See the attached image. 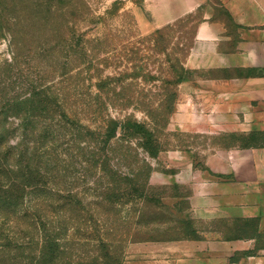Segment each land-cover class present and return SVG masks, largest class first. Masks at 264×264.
I'll list each match as a JSON object with an SVG mask.
<instances>
[{
  "label": "rangeland",
  "instance_id": "rangeland-1",
  "mask_svg": "<svg viewBox=\"0 0 264 264\" xmlns=\"http://www.w3.org/2000/svg\"><path fill=\"white\" fill-rule=\"evenodd\" d=\"M86 1L88 18L75 28L70 7L55 9L62 3L68 5L69 0H0L1 71L11 64V33L21 36L18 39L21 41L19 62L12 70L8 67L9 71L0 74V111L10 114L9 106H14V99L21 100L34 90L47 87H51L48 92L51 95L66 94L67 110L81 111L82 104L73 103L77 94L88 100L98 92L94 86L96 82L116 79L110 84L111 88L115 86V93L131 98L133 103L122 111L111 108L109 113L118 118L132 114L147 122L155 131L161 152L151 157L137 147V157L112 160L110 166L120 176L113 180L99 171L98 163L91 166L83 156H77V149H68L66 155L57 150L47 157L45 170L53 180L49 185L80 192L88 201L100 186L109 183L119 186L122 176L134 178L139 187L146 182V190L152 196L149 205L146 208H141V203L119 205L121 221L115 223L113 232H103L111 244L110 250L121 254L123 259L130 257L135 252V244L140 242L198 237V231L210 229L212 222L198 220L193 214L189 196L194 175L205 169L215 155L232 154L244 148L250 132L219 125L210 127L212 122L208 119L209 124L199 127L210 128L200 129L194 125L195 116L190 120L194 124L181 126L182 123L173 119L176 103L183 100L177 89L173 111L166 117L161 104L171 93L172 87L167 80L177 78L178 70L179 73L184 71L180 66L184 64L185 67L198 17L192 14L182 18V39L176 40L166 32L156 35L155 30L159 28L149 33L140 29L133 9L141 7L143 0ZM44 17H51L49 24ZM80 38L85 40L83 47L75 45ZM202 74L183 73L186 79ZM10 119L6 126L13 122ZM90 121L95 127L100 120ZM84 122L88 123L85 119ZM17 138L18 135L12 136L8 144H15ZM133 208L137 209L134 219L141 214V223L129 225L131 230L126 233L120 222L122 217H132L129 211Z\"/></svg>",
  "mask_w": 264,
  "mask_h": 264
},
{
  "label": "trees",
  "instance_id": "trees-1",
  "mask_svg": "<svg viewBox=\"0 0 264 264\" xmlns=\"http://www.w3.org/2000/svg\"><path fill=\"white\" fill-rule=\"evenodd\" d=\"M69 1L68 5L62 3L55 9L70 7L69 13L76 28L88 18V2ZM50 18L44 17L43 20L48 23ZM181 22L182 18L177 19L155 33L162 35L166 32L169 37L181 40ZM20 37L18 33H11V64L7 65V70L1 71L0 68V74L9 71L8 67L12 70L19 62ZM84 41L80 38L75 45L83 47ZM190 48L191 45L188 51ZM177 62L179 64V60ZM180 67L184 71L179 73L178 70L177 78L167 80L172 89L161 104L166 117L173 111L179 84L186 80L183 73L190 71L184 64ZM243 74L259 75L262 70L248 69ZM114 82L116 79H100L94 84L98 92L88 100L77 94L73 103H81V111L67 110L66 94L51 95L48 93L51 87L34 90L21 100L14 99L8 115L6 111H0V264L123 263L121 254L110 250L111 244L105 234L113 232L115 223L121 221L119 205L137 206L141 203V208L149 205L152 196L146 190V182L139 187L134 178L122 176L119 186L112 183L100 186L93 199L87 201L80 192L49 185L53 180L45 170L48 154L59 150L66 155L68 149L74 148L77 156H83L91 166L98 163L99 171L116 180L120 176L111 168L112 160L137 157V147L151 157L159 155L162 150L160 142L147 122L132 114L118 118L109 113L111 108L122 111L133 103L131 98L115 93V86H110ZM10 118L13 122L6 126ZM90 120L100 121L93 127ZM14 135H18V140L9 145L8 141ZM246 139L244 148L264 147V131H250ZM136 210L130 209L132 217H122L120 224L126 233L131 230L129 225L141 223V214L134 219Z\"/></svg>",
  "mask_w": 264,
  "mask_h": 264
},
{
  "label": "crops",
  "instance_id": "crops-1",
  "mask_svg": "<svg viewBox=\"0 0 264 264\" xmlns=\"http://www.w3.org/2000/svg\"><path fill=\"white\" fill-rule=\"evenodd\" d=\"M133 13L144 33L198 17L185 67L203 74L179 84L176 123L195 116L197 127L264 131V0H143ZM189 200L210 229L137 243L122 264H264V147L215 155L195 173Z\"/></svg>",
  "mask_w": 264,
  "mask_h": 264
}]
</instances>
